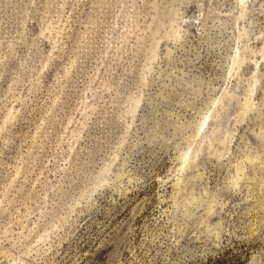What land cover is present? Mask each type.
Here are the masks:
<instances>
[{"label":"rangeland","instance_id":"1","mask_svg":"<svg viewBox=\"0 0 264 264\" xmlns=\"http://www.w3.org/2000/svg\"><path fill=\"white\" fill-rule=\"evenodd\" d=\"M0 264H264V0H0Z\"/></svg>","mask_w":264,"mask_h":264}]
</instances>
